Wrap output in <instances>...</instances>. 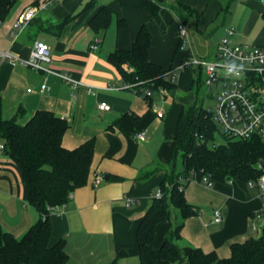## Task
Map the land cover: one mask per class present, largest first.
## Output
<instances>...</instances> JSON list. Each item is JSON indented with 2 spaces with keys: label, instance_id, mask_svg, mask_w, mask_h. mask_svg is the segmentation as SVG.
<instances>
[{
  "label": "crops",
  "instance_id": "obj_1",
  "mask_svg": "<svg viewBox=\"0 0 264 264\" xmlns=\"http://www.w3.org/2000/svg\"><path fill=\"white\" fill-rule=\"evenodd\" d=\"M40 1L16 0L0 22L2 118L17 116L18 124L24 125L37 111H49L69 124L61 141L64 149L73 150L94 140L86 185L70 195L61 206L59 217L50 218V245L61 238L66 240V264H140L136 230L168 169L178 115L183 103L193 101L195 72L181 71L173 95L161 98L153 93L150 104L135 89L123 88L125 83L108 56L130 50L139 29L145 26L151 35L148 61L162 69L178 65V34L168 11L177 7L178 2L198 14L187 16L184 23L191 34L194 30L192 35L197 40L218 32L220 38L222 29L232 25L236 40L244 42L239 44L264 46V2L171 0L165 4L163 0L154 16L150 11L122 7L116 0H96L89 8L86 5L91 0H54L39 9L28 24L16 27L19 15L38 6ZM104 6L113 12L110 25L94 32L89 22ZM117 20L124 25L118 27ZM61 23L58 31L56 26ZM190 37L192 40L193 36ZM94 39L99 40L96 51L90 50ZM35 42L44 43L50 50L51 61L43 65L49 72L34 71L14 62L27 59ZM3 53L9 57L2 56ZM60 74L70 76L75 85L65 83ZM42 85L46 86L43 91ZM169 97L172 100L168 112L158 118L152 105L164 109ZM100 103H106L110 109L100 111ZM125 114L138 117L134 130L136 134L146 132L145 141L113 126ZM211 179L213 186L209 188L202 183V175L195 174L185 188L184 199L197 214L184 220L176 244L226 259L231 245L261 234L264 215L259 219H254V215L264 211V203L248 183L226 180L220 172ZM215 211L221 215L219 223L213 222ZM37 220V212L27 204V188L22 184L20 170L0 150V234L20 239ZM179 221V212L175 216L171 213L169 221L156 227L153 249L161 246ZM249 264H264V255H257Z\"/></svg>",
  "mask_w": 264,
  "mask_h": 264
},
{
  "label": "trees",
  "instance_id": "obj_2",
  "mask_svg": "<svg viewBox=\"0 0 264 264\" xmlns=\"http://www.w3.org/2000/svg\"><path fill=\"white\" fill-rule=\"evenodd\" d=\"M15 1L0 0V22L6 18ZM95 1L91 0L86 8L94 5ZM116 1L122 7L150 11L154 16L162 5L158 0ZM176 6L168 9L175 25L176 18L185 23L187 16L198 15L179 2ZM112 15L110 8L101 7L89 22L91 29L94 32L106 30ZM122 25L124 22L117 20V26ZM62 26L63 23L56 26L58 31ZM150 42L148 29L142 26L132 48L115 51L108 56V61L117 69L123 82L132 85L139 96H142L143 90L153 94L159 89L173 95L176 85L168 80V76L175 65L162 69L150 63L147 59ZM179 46L178 38L175 56H180V64L184 56L179 53ZM196 81L193 84L196 83V90L199 91L203 78ZM192 94V104L188 107L183 105L177 118L167 160L168 169L158 187L162 196L152 200L136 230L139 263L249 264L257 255H264V226L258 237L231 245L230 256L226 259L218 258L213 252L204 253L191 246L179 247L176 244L184 220L197 214V210L185 201L184 191L178 190L179 178H193L195 174L212 176L220 172L226 180L237 179L249 183L255 182L262 174L259 165L264 166V143L257 138L240 141L220 133L222 143L216 144L214 134L218 128L203 105L194 100L196 94ZM147 101L151 104V98ZM20 114L21 110L18 112ZM137 120L136 115L125 114L113 126L134 137ZM68 128L67 121L44 110L37 111L24 125L18 124L17 116L4 120L0 100V139L3 141V151L20 170L22 184L27 188V204L38 214V220L20 239L8 233L0 234V264H66L68 261L64 238L50 245L49 209L65 205L76 189L86 185L94 153L93 139L73 150L64 149L61 141ZM178 165L181 169H178ZM171 209L179 212L180 221L170 229L161 246L153 249L151 243L155 229L163 221L170 220Z\"/></svg>",
  "mask_w": 264,
  "mask_h": 264
},
{
  "label": "built area",
  "instance_id": "obj_3",
  "mask_svg": "<svg viewBox=\"0 0 264 264\" xmlns=\"http://www.w3.org/2000/svg\"><path fill=\"white\" fill-rule=\"evenodd\" d=\"M54 0H41L38 6L25 9L16 21V27L28 24L39 9L50 5ZM176 30L180 41L179 53L184 56L182 63L171 69L168 80L175 83L178 74L185 69H193L197 73V80L203 78L204 97L209 99L216 91L215 103L212 109H205L210 114L212 120L221 133L235 140L245 141L253 138L259 139L264 143V46H246L237 43L236 30L232 25L224 28L223 34L219 38L215 52L211 60L198 57L194 54L192 44L189 39L185 24L176 18ZM99 40L94 39L90 50L98 49ZM2 56L9 57L3 53ZM51 61L50 50L42 42H35L27 59L14 60L15 63L34 71H48L44 69V64ZM233 65L239 69L230 71L229 66ZM60 78L67 84L75 85V82L66 74H60ZM125 89H132V85L125 84ZM41 91L46 89L45 85L40 87ZM30 92V90H28ZM161 97H167L169 92L164 89L157 90ZM142 96L147 99L152 98V92L142 91ZM204 107V106H203ZM158 118L165 115L164 109L152 105ZM100 111H108L110 107L106 103L98 105ZM134 138L143 142L147 138L146 132L137 133ZM201 138V137H200ZM3 150V145H0ZM194 178V177H193ZM192 177L179 178L178 190L183 192L185 185L193 181ZM97 183V179L94 181ZM202 183L211 188L213 182L211 175H202ZM248 185L255 188L259 198L264 203V175L255 182ZM162 191L158 188L152 199H159ZM61 206L50 208V215L59 217ZM263 212L254 215V219H259ZM218 211L214 213V223L221 221ZM256 229L255 226L253 227Z\"/></svg>",
  "mask_w": 264,
  "mask_h": 264
},
{
  "label": "rangeland",
  "instance_id": "obj_4",
  "mask_svg": "<svg viewBox=\"0 0 264 264\" xmlns=\"http://www.w3.org/2000/svg\"><path fill=\"white\" fill-rule=\"evenodd\" d=\"M170 1L171 0H166L165 4H169ZM186 29L188 30L189 37H190V35H191V37L195 36V35H192L194 33V30H193V32L191 34L190 33L191 31H189L188 28H186ZM223 29H222V32H223ZM222 32H221V34H222ZM219 36H220V34L218 32V33H215V34L211 35L209 38H206L204 40H197L196 36L194 37V39L192 37V40L191 39L190 40H191L192 48H193L194 52L198 56H203V58H205L207 60H211L212 57H213V54L215 52L216 43H217V40L219 39ZM237 42L238 43H244V42H240L239 40H237ZM197 78H198V76H197V73L195 72V74L193 75V80L196 81ZM194 86L195 87L193 88V91H192V93L194 92L196 94L194 100H196L199 104L203 105L205 109H212L213 106H214V103H215L216 91H213V95H212L211 98L205 99V101L203 102V97H204V87H203V85L202 84L200 85V88H199L200 90L199 91L196 90V83L194 84ZM191 95H193V94H191ZM177 96H182V95H177ZM168 100H167L166 104L164 103V111H165V113L168 112V109L170 107V102L172 100L171 97H169ZM190 104H192L191 100H189L186 103H183V105L185 107H188ZM220 133H221V130H218L214 134V140H215L216 144H221L222 143V140H221V137H220ZM259 168L262 171V174L260 175V177H261V176L264 175V166L263 165H259ZM171 213L174 214V216L178 215V212L175 209H171Z\"/></svg>",
  "mask_w": 264,
  "mask_h": 264
},
{
  "label": "clouds",
  "instance_id": "obj_5",
  "mask_svg": "<svg viewBox=\"0 0 264 264\" xmlns=\"http://www.w3.org/2000/svg\"><path fill=\"white\" fill-rule=\"evenodd\" d=\"M229 70L230 71H236L237 72V74H239V69H237L235 66H233V65H230L229 66Z\"/></svg>",
  "mask_w": 264,
  "mask_h": 264
},
{
  "label": "water",
  "instance_id": "obj_6",
  "mask_svg": "<svg viewBox=\"0 0 264 264\" xmlns=\"http://www.w3.org/2000/svg\"><path fill=\"white\" fill-rule=\"evenodd\" d=\"M158 2H159V3H162V2H163V0H158Z\"/></svg>",
  "mask_w": 264,
  "mask_h": 264
}]
</instances>
